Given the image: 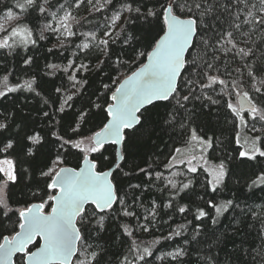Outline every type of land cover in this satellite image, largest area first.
Segmentation results:
<instances>
[{
  "label": "snow or ice",
  "instance_id": "1",
  "mask_svg": "<svg viewBox=\"0 0 264 264\" xmlns=\"http://www.w3.org/2000/svg\"><path fill=\"white\" fill-rule=\"evenodd\" d=\"M0 5V53L16 54V70L39 68L17 49L49 37L64 61L15 83L2 69L0 100L27 92L43 107L0 104V264H264V203L247 202L264 201V0ZM230 184L233 198H205ZM175 213L186 222L172 227ZM254 224L261 244L237 246Z\"/></svg>",
  "mask_w": 264,
  "mask_h": 264
},
{
  "label": "trees",
  "instance_id": "2",
  "mask_svg": "<svg viewBox=\"0 0 264 264\" xmlns=\"http://www.w3.org/2000/svg\"><path fill=\"white\" fill-rule=\"evenodd\" d=\"M5 2H10V0H5ZM0 8H2V5H0ZM94 24H101L103 23V18L100 14H97V17L95 18V20L93 21ZM0 24H5L7 26V22L4 20L3 18V12L0 11ZM87 27H91V25L87 26ZM87 27L84 30H87ZM55 38L54 37H49L48 39L44 40V41H40L39 45L37 48L34 49H30L28 52H24L22 49H17V52H19L20 56H27V55H32L34 57V59L39 63V68H36L35 65L32 66L31 71L29 72H24V71H18L16 70L17 68H19L20 64L19 61L17 59V56L15 53H13V55L8 56L7 59L5 60V55L3 53H0V61H4V63H0V77H2L5 73L3 72V67L5 66V64L7 65V67L9 69L13 70V75L10 76V82L15 83L17 80H24V79H28L30 78L33 74H38L39 75H43L45 69H44V65L45 63L51 62V63H63V57H60L59 55H51L47 53V48L52 47L55 44ZM70 52L71 50L67 51L64 53L65 56H70ZM45 57H47V60H45ZM93 63H95V60L92 61ZM94 75V74H93ZM61 76L60 73H57L56 77H45L46 80H51V79H56L57 83H59V77ZM106 79V77H105ZM100 84V78L98 77L96 80V85L95 87H99ZM19 96L20 97V103L21 106L23 104H28L32 107H43L42 105V101H41V97H36L34 96V94L31 93H14V94H10L9 98L6 100H0V104H4L8 107L9 111L14 112L15 109L12 108V101L16 99V97ZM79 103H77L76 105V110H79ZM4 109L0 108V112H3ZM25 112H27V109H25ZM34 118L38 117L37 113H32ZM215 122V121H214ZM37 127L39 128H43L44 127V123H38ZM89 128H92V125L88 126ZM220 128H231V125L228 124H224L223 123V119L221 118V123H220ZM209 135H212L211 132H209ZM217 136L220 137V139H222L225 143H227L228 140L232 139V135L230 133V131H225L221 134L219 128L217 129ZM167 140V138H165ZM176 146H181L180 142L177 141ZM171 147V145H169L168 148H165L164 145H161V148L163 149L164 154L161 155L159 157L160 161H164L165 157L167 156V153L169 151V148ZM232 147H235V145L233 144ZM222 153L219 150V147H217L216 151L213 153L211 150L209 152V158L212 159V162H218L215 159H213L214 156H220ZM67 163L68 166H75L77 161L73 158V157H68L67 158ZM159 170H163V167L161 165V168ZM203 179V176H201V180ZM234 185H229V189H225L223 192L219 193V194H210V196L205 197L207 198H211V196H215L216 200H223V199H228V198H233V193H234ZM231 189V190H230ZM195 191L198 194H203V189L201 187L200 184H197L195 186ZM146 195H148L146 193ZM162 195H166V194H162L159 191H157L156 189L152 190V194L150 196H148L149 199H155L156 197L162 196ZM245 195H248V193L246 192ZM16 198H20L18 193L16 194ZM243 198V197H242ZM193 199L197 200V203L202 204L203 202L200 201L198 199V197H193ZM249 204L255 206L257 204H261L264 203V201L262 200H249L247 201ZM181 203H187V201H181ZM195 207V206H193ZM229 218V220L231 219V214H226ZM164 219L167 220L168 217L164 216ZM187 219H192L191 214H189L187 216ZM186 219L184 216H181L178 213L173 214V219L170 220L168 222L169 225H171L172 227H175L178 224L181 223H185ZM193 223H198L196 221H193ZM206 223L210 225V221H207ZM249 223H254L252 221H249ZM228 225V220H222L221 225H219V227L221 229L225 228ZM158 227H160V225H158ZM259 229V225L258 224H254L253 228H245L244 229V236L243 237H237L236 239V244L237 246L240 245L241 240L244 239V237H247L246 242L244 243V247L247 248L249 245H255V246H259L261 244V241L259 240V238L257 237L256 233ZM170 230L168 225H163L162 226V231L164 233H167ZM111 231H115V227H113L111 229ZM192 232V226H189V234H191ZM110 234V233H109ZM157 235H160L159 232L156 233ZM140 236V238L143 239H151L150 236H148V234H138ZM181 240V238H177V242H179ZM89 243H100L103 244V241H100L96 238L95 234L93 236V239H91L89 241ZM116 249L114 248L113 251H115ZM228 250L229 251H234V246L229 243L228 244ZM245 260L249 261V264H251L250 260L248 257H245Z\"/></svg>",
  "mask_w": 264,
  "mask_h": 264
},
{
  "label": "rangeland",
  "instance_id": "3",
  "mask_svg": "<svg viewBox=\"0 0 264 264\" xmlns=\"http://www.w3.org/2000/svg\"><path fill=\"white\" fill-rule=\"evenodd\" d=\"M81 14H82V15H86V13H83V12H82Z\"/></svg>",
  "mask_w": 264,
  "mask_h": 264
}]
</instances>
